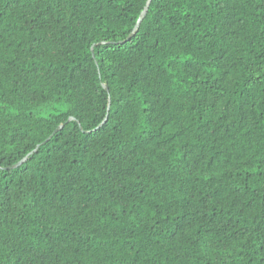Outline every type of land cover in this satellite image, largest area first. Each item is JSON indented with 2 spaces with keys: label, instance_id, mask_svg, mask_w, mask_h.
Here are the masks:
<instances>
[{
  "label": "trees",
  "instance_id": "1",
  "mask_svg": "<svg viewBox=\"0 0 264 264\" xmlns=\"http://www.w3.org/2000/svg\"><path fill=\"white\" fill-rule=\"evenodd\" d=\"M146 3L0 0V264H264V0Z\"/></svg>",
  "mask_w": 264,
  "mask_h": 264
},
{
  "label": "water",
  "instance_id": "2",
  "mask_svg": "<svg viewBox=\"0 0 264 264\" xmlns=\"http://www.w3.org/2000/svg\"><path fill=\"white\" fill-rule=\"evenodd\" d=\"M149 2H150V0H147V3H146V5H145V7H144L143 11L141 12V14H140V16H139V18H138V20H137V22H136V24H135V26H134V28H133V32L130 33V35L127 37V39H129V38L133 35L134 31H136L137 28L139 27L140 22L142 21V19L144 18L145 14H146L147 7H148V5H149ZM104 87H105L106 90H108V87H107L106 85H104ZM105 119H106V118H105ZM104 121H105V120H104ZM104 121H103V122H104ZM101 124H102V123H101ZM101 124H100L98 127H100ZM61 127H62V126H59L56 130H58V129L61 128ZM56 130H55V131H56ZM23 161H25V158H24L23 160H21L19 163H17L16 165L21 164ZM16 165H15V166H16Z\"/></svg>",
  "mask_w": 264,
  "mask_h": 264
},
{
  "label": "rangeland",
  "instance_id": "3",
  "mask_svg": "<svg viewBox=\"0 0 264 264\" xmlns=\"http://www.w3.org/2000/svg\"><path fill=\"white\" fill-rule=\"evenodd\" d=\"M56 110H60V108L55 107H43L41 110L38 111L39 114L43 116L50 115L51 113L55 112Z\"/></svg>",
  "mask_w": 264,
  "mask_h": 264
}]
</instances>
